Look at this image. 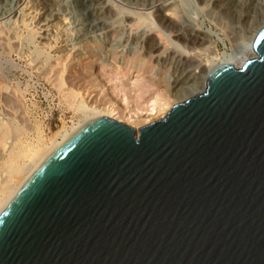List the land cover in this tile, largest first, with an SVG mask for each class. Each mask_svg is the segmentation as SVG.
<instances>
[{"label": "water", "instance_id": "obj_1", "mask_svg": "<svg viewBox=\"0 0 264 264\" xmlns=\"http://www.w3.org/2000/svg\"><path fill=\"white\" fill-rule=\"evenodd\" d=\"M252 47L137 131L70 136L0 214V264H264V27Z\"/></svg>", "mask_w": 264, "mask_h": 264}, {"label": "rangeland", "instance_id": "obj_2", "mask_svg": "<svg viewBox=\"0 0 264 264\" xmlns=\"http://www.w3.org/2000/svg\"><path fill=\"white\" fill-rule=\"evenodd\" d=\"M47 1L22 0V13L19 11L11 21H0V196L7 182L12 180L9 185L17 178L19 174L15 171L14 176L13 171L27 163V155L32 149L48 145L63 124L70 128L83 118L84 112L78 107L80 102L97 108H107L112 103L117 111L138 112L139 119L135 122L128 120L126 115L124 116L126 113L119 118H113L137 131L139 127L164 117L175 103L204 91L202 68L208 66L204 67L203 64L207 61L218 63L222 53L240 55L247 52L251 33L264 25V0H259L251 7L246 19L239 17L237 12L220 9L213 4L205 6L200 0H174L177 4L174 8L179 10L180 21L172 22L175 27H180L179 32L183 36L187 33L184 27H200L210 34L213 40L223 39L218 41L220 55L217 60L214 53L207 48L214 45L208 42L198 46L196 50L185 48L192 53L189 57L193 60L187 62V65L192 63V66H185L183 62L166 58L169 51L167 42L162 41L158 33L150 34L149 30L155 26L170 34V29L160 25L158 21L153 24L154 19L152 21L151 18L156 16L146 14L153 10H138L133 8L137 6L135 1L126 0L127 3L124 0L120 5L124 11L132 10L141 15L139 17L142 19L138 17L137 25L133 26L129 22L133 17L112 9L111 14L106 17L107 21L109 19L108 24L106 23V26H109L107 32H97L94 34L96 37L86 45L77 44L81 48L76 47L71 52L78 48L77 53L81 54L79 58H74L70 51L65 56L66 52H55L54 46V49H45L43 42L47 45L48 41L43 40L40 44V33L34 34L35 30L32 29L36 22L42 19V14L38 13L32 21L29 17L35 9L39 12L44 8L48 14L52 10L54 13L60 12L63 17L65 15L78 21L87 18V11L80 7L78 0ZM0 5L3 9L2 4ZM93 13L97 14L99 11ZM124 18L127 23L123 28L121 19ZM150 35L158 46L157 49L147 52L145 42ZM172 39L184 46L186 44L185 39L178 40L174 35ZM164 51L167 53L162 54ZM89 53L94 57L88 58ZM106 57L109 62L103 60ZM199 62L201 63L196 68V63ZM212 62L211 64H214ZM159 78L164 80V86L157 89L153 85L150 92L140 96L139 84L146 83L145 81L149 84L148 80L155 81ZM157 96L159 103L155 112H158L149 115L154 112L151 110V104Z\"/></svg>", "mask_w": 264, "mask_h": 264}, {"label": "bare ground", "instance_id": "obj_3", "mask_svg": "<svg viewBox=\"0 0 264 264\" xmlns=\"http://www.w3.org/2000/svg\"><path fill=\"white\" fill-rule=\"evenodd\" d=\"M21 1L22 0H0V4H2V7H3V9H1V7H0V21L2 22L3 19H9L11 21L17 15V13L19 11L21 12L22 11L20 9L21 8ZM123 1L124 0H78V4L80 5V7H83L84 10L87 11V13H86L87 18L83 19V20H82V18L80 20L78 18H76V19H78V21L72 20V18L66 17L65 15L63 17L60 14V12L54 13V12H52L51 9L50 10H51L52 14H51V12H49L50 14H48V13H46L47 9L45 10L44 8H41L42 11H39V12H36L37 10L35 9L29 18L32 21V19H34L36 17V15H38V13H40L39 15L42 14V19L38 20L36 22V24L32 27V29L35 30L34 34L40 33V35H39V39L41 38V40L39 41L40 44L43 40H46V42L48 41L47 45H44V42H43V46L45 47V49L51 50V48H53V46H54V47H56L55 52H57V53L66 52L64 54V56H65L66 54L69 53V51L71 52L76 47L81 48V46L80 45L78 46L77 44L86 45L89 41H91L92 39H94L96 37V35H94V34H97V32L102 31L104 34L106 33L107 32L106 30L109 27L108 25L106 26V23L109 21V19L107 21L106 17L111 14L112 9H114V10L117 9V10H119L117 12L127 14L125 16L133 17L132 18L133 20L129 21V22L133 26L135 24L137 25L138 19L140 18L139 16H141V15L138 14V12H135L132 10L124 11L122 9V6H120L123 3ZM133 1H135L137 4V6L133 7V8H136V9L141 10V11L153 10L150 13L149 12L146 13L149 15L154 14L156 16L155 18L154 17L151 18L152 21L154 19L153 24L158 21V23L160 25L162 24V26H166L167 28L170 29V34L164 33L162 31L161 27H159V26H155L154 28L151 27V29L149 30L150 34L151 33H158V36L160 37V39H162V41L167 42L166 45H168L167 49L169 51H168V53H167V51L162 52V54L165 52L167 53L166 58H169V59L172 58L178 62H183V64H185V66H192L193 65L192 63H189L187 65L188 61H190V62L193 61L192 58L189 57L192 55V53L187 51L185 48H190L191 50H196L198 48V46H202L204 43L208 42L211 45L213 44L214 46L213 47L208 46L207 48H209V50H211L210 51L211 53H214V55L216 56V60L219 59L220 53L218 51V41L223 40L222 38H217L216 40L215 39L213 40L212 36L210 34H208L207 32H205L200 27H198V28H196V27H194V28L184 27V28H186L187 33H186V36H183L182 33L179 32L180 27H178V26L175 27L173 25V22H172L173 20L178 21V23L180 21L179 20L180 16L178 14L179 10L177 11V9L174 8V5L176 4L174 0H133ZM258 1L259 0H200V2H202L205 6L206 5L209 6V4H213L217 8H220V9L222 8V9L230 10L232 12H237L239 14V17H241L242 19L243 18L246 19L248 17V15H249L248 11L251 9V7L255 6V4ZM125 2H127V1L125 0ZM47 3H48V1H47ZM74 3H76V2H74ZM44 5L46 6V4H44ZM135 5H133V6H135ZM95 9H97L99 11V13H97V14L93 13V11H95V12L97 11ZM50 10H48V11H50ZM144 12H146V11H144ZM49 15H50V17H48ZM81 17H82V15H81ZM140 19H142V18H140ZM122 20H123L122 23H124V25L122 24L123 28H124L125 24L127 23L126 22L127 19L124 18V19H121V21ZM4 21L5 20H3V22ZM5 22H7V21H5ZM6 26H4V27H6ZM127 26H128V24H127ZM111 27H112V25H111ZM182 27H183V25H182ZM262 27H264V25ZM260 29H261V27L256 29L254 32L251 33V36L249 37V41L247 43V52L248 53L245 52V53H242L240 55L239 54H232V53H222L220 55V61L218 63H216V62L214 63L211 61L212 63H214V64H211V62L207 63L208 62L207 61L206 63L203 64L204 67L208 66L207 68H202V71H204V76H203V81H202V85H203L204 89H205L207 76L216 67H218L222 64H226V63H231L234 67H239L242 65V63L246 59H249V58L255 56L256 53L253 50L252 44H253V40H254L256 34L258 33V31ZM172 35H174L175 38H177L178 40L185 39L186 40L185 46L180 44L178 41H175L174 39H172ZM70 37H72V38H70ZM103 37H104V35H103ZM107 45H109V43ZM157 46H158L157 42L153 39V36L150 35L145 42L146 51L151 52V51L157 49ZM77 49L75 51L71 52L74 54L73 55L74 58L75 57L79 58V54H81V53H77L78 52ZM90 57H94V56H92L89 53L88 58H90ZM185 59H186V63H185ZM103 60L109 62L107 57ZM212 60H214V59H212ZM200 63L201 62L196 63L195 67L197 68L200 65ZM134 68L135 69L137 68L136 64L134 65ZM197 72H200V71H197ZM174 81H176V79ZM145 82L146 83H141L138 85V88L140 89V96H143L145 93L150 92L151 87L153 85L156 86L157 89H159L162 86H164V83H165L164 80L162 81L161 78H159V80H155V81H152L150 79V80H148L149 84H147V81H145ZM72 94H73V92H72ZM76 94H77V92H76ZM158 103L159 102H158V96H157L156 98H154L152 100V104H151V106H153L151 110L154 112H152V113L150 112L149 115L154 114V113L156 114L158 112V110H156V112H155V109H157ZM78 107H79V109H81L84 112V116H83V118L80 119V121L77 124H75V125L73 124L72 126H70V128L69 127L66 128V126H64V124H63V126H61L62 128L58 129L59 131L57 130V133H55L53 135V137L50 139L48 145H46L45 147L43 146L42 148L37 147L38 149H32L31 152L27 155L28 156L27 157V163L19 166L17 170L15 169L13 171V173L11 171V173L14 176L16 175V173H14L15 171L17 172V175L18 174L19 175L9 185H8V183L11 182L12 180L9 181V179H8L9 182H7V186L5 187V190H2L3 194H2V196H0V214L6 208V206L9 204V202L14 198V196L18 193V191L22 188V186L25 184V182L32 176V174L35 172V170L55 150H57V148H59L61 146V144H63L70 136H72L74 133H76L80 128H82L83 126H85L89 122L93 121L94 119L102 117V116L109 117V118L111 117L113 119V118H117V117L119 118L122 114L126 113V114H124V116L126 115L128 120H133L135 122L136 119H139L138 112H120V111H117V108L112 103L107 108H105V107L104 108H97L95 106L90 107L82 101V102H80V105ZM141 113L145 114L147 112H145V113L141 112ZM10 176H12V175L10 174Z\"/></svg>", "mask_w": 264, "mask_h": 264}]
</instances>
